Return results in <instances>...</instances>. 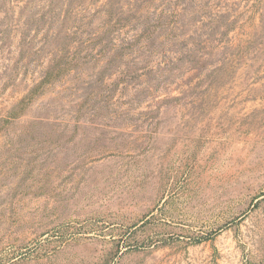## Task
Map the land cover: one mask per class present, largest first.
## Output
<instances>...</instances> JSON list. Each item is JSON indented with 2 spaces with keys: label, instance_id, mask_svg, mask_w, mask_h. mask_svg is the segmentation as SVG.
Returning a JSON list of instances; mask_svg holds the SVG:
<instances>
[{
  "label": "rangeland",
  "instance_id": "1",
  "mask_svg": "<svg viewBox=\"0 0 264 264\" xmlns=\"http://www.w3.org/2000/svg\"><path fill=\"white\" fill-rule=\"evenodd\" d=\"M134 2L0 0V264H264V0H141L166 28L150 68L207 37L215 58L147 83L136 50L111 63L128 29L86 48ZM67 8L71 68L14 111ZM215 21L231 27L216 47ZM222 56L215 90L205 77Z\"/></svg>",
  "mask_w": 264,
  "mask_h": 264
},
{
  "label": "trees",
  "instance_id": "2",
  "mask_svg": "<svg viewBox=\"0 0 264 264\" xmlns=\"http://www.w3.org/2000/svg\"><path fill=\"white\" fill-rule=\"evenodd\" d=\"M140 1L141 0H135L134 4L128 8L126 11H122L119 13V18L115 21L107 20L104 22L102 25V29H98L97 32L94 33H102L101 35L97 36H92L91 38H95L92 42H90L86 48H88L90 51H93L94 48L98 47L99 42L105 41L108 39L109 43H114V37L113 34H119L122 32L121 30L128 29L124 35L125 36H130L125 37L128 39L123 38L124 44L120 47H116V50H114L113 56L110 58L111 63L113 65L118 62L119 67L124 66L129 67L131 66L130 64L132 61H127L124 62L125 56L126 55H131L135 59L136 56H144V64L142 67L139 68L142 72L146 73L148 76V79L145 80V82H151L155 76L158 70L165 67L169 66H175L179 65L182 63H188L190 71H197L196 75H199L204 69H206L208 66H211L212 61L215 59H212L213 54H208L205 55L202 53V50L205 49L206 44L209 42V38L207 37L206 40L203 41H195L192 44V50H182L186 49V44L185 43H180L178 48L174 51L171 50L169 53H165V50L162 51V62L157 65L156 69L150 68V63L152 60H148L149 57H152L155 53V47L158 45L162 44L163 42H166L165 38V26H164V15L160 13L158 16L155 18H152L150 20L149 16L146 15L142 10V7H140ZM109 2H113V0H109ZM110 8H113L111 4H108ZM51 6H54V3H51ZM53 9V8H52ZM55 12V10H53ZM178 13L180 14V10H178ZM150 15V14H149ZM69 17V9L67 8L66 13H64V19L63 21L59 24L57 33L53 36L51 39L54 42V51L55 55L54 58L50 60L48 63V66L46 67V72L43 74V78L37 84L31 91L24 97L15 107V110H20L23 109V111L27 108L28 103L31 101L33 95L37 93L38 91L42 92L43 88L47 84H54L56 81H58L60 78H62L71 68L70 67V62L69 60V55H70V47L72 49V42L76 41L75 35H72L71 31L68 30V23L66 22ZM168 18V17H167ZM224 18V17H223ZM178 23V22H176ZM213 27L210 28L212 29L213 35L210 36L211 41L213 42V45L215 46V43L218 42L216 40L217 33H222L223 36H227L231 27L229 25H223L222 22L220 21H215L213 23H210ZM184 26L182 25L181 28ZM196 33H199V29L196 28ZM132 33V34H128ZM128 34V35H126ZM200 34V33H199ZM73 40V41H72ZM79 44H76L77 50L74 53L75 58L79 56L81 53V50L79 49L83 44L81 41H78ZM98 43V44H96ZM144 43H146L144 45ZM107 47V46H106ZM216 47V46H215ZM222 48L227 49L226 45L224 44ZM105 50L104 47L101 48L100 52L97 50V52L102 53ZM136 50V51H135ZM179 54V57L173 58L174 55ZM157 55V54H156ZM224 58L223 62H221L220 65L216 66V63L212 65V71L205 77V82H209L210 85H214L216 87V82L220 80L221 78L229 77V71L228 70V58L222 56ZM74 58V59H75ZM167 62H165L166 60ZM176 61V62H175ZM74 62H76L74 60ZM73 62V63H74ZM77 65V64H74ZM131 72V70H130ZM129 70L124 71L125 75H129ZM223 72V73H220ZM159 73V72H158ZM135 77L130 78L131 80L135 79L138 80V75L137 72L134 71ZM203 82H199L197 85H202ZM223 84L217 85L215 90L219 87H221ZM196 88V87H194ZM209 89V86H207ZM211 95V94H209ZM17 115H13L12 118H16ZM8 123V120L5 121Z\"/></svg>",
  "mask_w": 264,
  "mask_h": 264
}]
</instances>
